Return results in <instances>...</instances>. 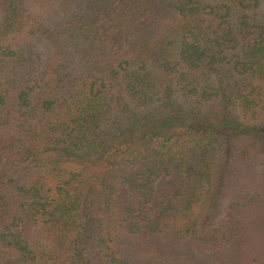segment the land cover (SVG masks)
I'll return each mask as SVG.
<instances>
[{"label":"trees","instance_id":"1","mask_svg":"<svg viewBox=\"0 0 264 264\" xmlns=\"http://www.w3.org/2000/svg\"><path fill=\"white\" fill-rule=\"evenodd\" d=\"M0 264H264V0H0Z\"/></svg>","mask_w":264,"mask_h":264}]
</instances>
